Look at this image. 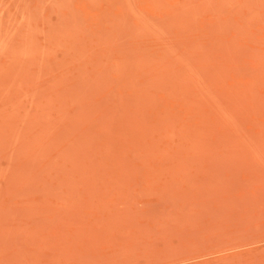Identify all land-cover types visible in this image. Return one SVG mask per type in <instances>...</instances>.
<instances>
[{"label": "rangeland", "instance_id": "374dc122", "mask_svg": "<svg viewBox=\"0 0 264 264\" xmlns=\"http://www.w3.org/2000/svg\"><path fill=\"white\" fill-rule=\"evenodd\" d=\"M0 264H264V0H0Z\"/></svg>", "mask_w": 264, "mask_h": 264}]
</instances>
